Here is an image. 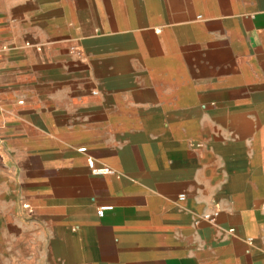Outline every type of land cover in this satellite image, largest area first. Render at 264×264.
I'll use <instances>...</instances> for the list:
<instances>
[{"label": "crops", "instance_id": "obj_1", "mask_svg": "<svg viewBox=\"0 0 264 264\" xmlns=\"http://www.w3.org/2000/svg\"><path fill=\"white\" fill-rule=\"evenodd\" d=\"M263 204L264 0H0V264H264Z\"/></svg>", "mask_w": 264, "mask_h": 264}, {"label": "built area", "instance_id": "obj_2", "mask_svg": "<svg viewBox=\"0 0 264 264\" xmlns=\"http://www.w3.org/2000/svg\"><path fill=\"white\" fill-rule=\"evenodd\" d=\"M78 151L79 152H85V148L84 147L79 148ZM88 167L90 168L91 173L94 174V175H102V174H105V173H108L109 172V169L108 168H98V167H95L93 159H89V161H88ZM263 208H264V204H263ZM111 209H112L111 206H109V205H103V206H100V207L97 208L96 214L99 217H102L104 215V212L105 211L111 210ZM216 215H217L216 212H214L212 214H204L203 215V219L211 220Z\"/></svg>", "mask_w": 264, "mask_h": 264}]
</instances>
